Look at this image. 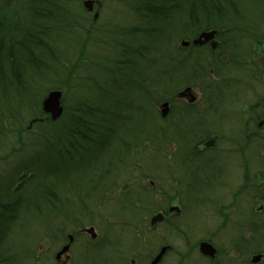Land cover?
I'll return each mask as SVG.
<instances>
[{"label": "rangeland", "instance_id": "374dc122", "mask_svg": "<svg viewBox=\"0 0 264 264\" xmlns=\"http://www.w3.org/2000/svg\"><path fill=\"white\" fill-rule=\"evenodd\" d=\"M98 2L96 22H92L89 14L77 20V29L69 38L76 46L67 55L58 56V73L36 84L41 99L47 92L43 93L44 89L62 90L65 113L72 110L77 95L74 82L78 79L85 78L86 85L90 77L109 86L105 77L114 69L111 62L118 59L116 54L123 50L119 44L122 35L128 36L130 57L148 59L150 54L143 51L152 50L151 63L156 60L153 43L141 41L138 31L131 29L134 15L123 9L126 7L123 0ZM248 7L251 16L242 14L239 23L246 30H234L224 40L228 43L223 47L225 53H211L208 45L193 48L192 58L198 55L204 64L217 60L213 68L205 64L201 77L210 74L211 68L210 77L198 81L187 79L189 75L184 77L182 73L176 77L171 74L166 81L164 74L161 78L165 80L160 84L154 81L143 88L127 85L130 117L124 113V123H120L116 132L119 142L101 153L95 162L79 149L67 153L73 158L64 157V163L60 164L57 158L46 174L45 155L53 152L35 145L34 135L54 128L37 124L27 128L30 116H39L41 104L38 110L30 102L29 109H22L27 113H18L16 120L4 118L0 125V190L6 191V186L15 181L18 185L21 176L27 179L33 172L34 175L24 182L23 204L16 220L10 223L9 240L5 238L0 252L17 253L20 247L24 255L22 264H50L57 238L61 236L59 231L72 233L81 225L95 228L98 243L105 237L104 244L124 249L130 239L149 236L150 217L169 203L178 205L185 220L188 219L185 225L191 227L190 237L213 239L218 249L217 260H223V264L242 261L249 264L256 246L263 245V239L258 234L254 236L249 228L257 225L264 230V5ZM172 41L174 46L168 56H176L174 53L180 51L176 50L180 41ZM180 53L185 55L187 51L182 49ZM146 66L144 63L140 67ZM190 66L192 70V63ZM150 70L157 74V66ZM182 70H188V63ZM189 86L197 97L196 105L174 104L169 115L161 119L159 106L163 100L174 98ZM181 113L185 114L181 117ZM207 134L217 139L214 152L204 155L209 159L199 157L184 168L172 166L174 159L178 161V157L188 155L191 141L202 140ZM79 155L87 160H81ZM173 168L182 174L181 197L189 194L185 203L180 199L177 176L172 177L169 171ZM45 184L52 187L53 194L43 195ZM118 197L121 200L117 201ZM34 204L39 206L38 212L30 208ZM109 221L118 224H105ZM122 221L132 224H121ZM171 224H181V216ZM238 241L247 243L250 250L236 253L232 246ZM112 245L85 250L87 264H103L106 260L109 264L114 259L109 248ZM186 255L188 264H204L191 250ZM14 261L6 264H18V260Z\"/></svg>", "mask_w": 264, "mask_h": 264}, {"label": "trees", "instance_id": "16d2710c", "mask_svg": "<svg viewBox=\"0 0 264 264\" xmlns=\"http://www.w3.org/2000/svg\"><path fill=\"white\" fill-rule=\"evenodd\" d=\"M123 2L126 5L130 4L132 12L145 22L144 33L151 36L152 45L155 42L156 60L147 63L148 66L144 68L132 66L133 57L128 55L130 52L128 50L130 48L129 39L128 36L122 35L119 44L123 50L118 53L119 55L117 54L118 59L115 58L116 60L111 62L114 69L111 68L112 72L107 73L105 77L108 80V87L90 77L86 85L85 78L74 82L77 95L72 110L64 113L62 118L56 122L45 119L37 123L43 127L54 128L51 131L45 130L34 135L37 137L35 145L39 144L48 153L53 152L51 155H45L46 174L52 166H55L54 161L57 158L61 160L60 164L64 163V157L73 158L67 153H73L79 149L84 153L91 150L97 151L101 150L99 147L102 146L111 150L114 143L119 142L116 137L117 128L120 123H124L122 119V116H125L124 113L129 115L130 110L127 101L131 99L127 97L129 92L127 85L129 81L136 83L137 76H146L150 67L157 66L158 68L167 60L168 43L160 39L168 36L169 32H181L174 38L179 40L182 37L192 38L200 31L216 29L221 40L219 51L225 53L226 50H223V47L228 43L224 40L227 37L229 39L234 30H246L241 29L239 23L242 14L251 16L248 6L264 5V0H123ZM82 15H88V13L80 0H0L1 126L4 118L16 120L18 113H27L22 109L26 107L29 109L32 101L35 107L39 108L41 91L36 84L39 80H48L52 74L58 73V56L63 57L75 48L74 40L71 43L69 38L77 29V20ZM52 47H57L58 50L52 53L49 50ZM45 51L49 54L45 55ZM180 52L181 50L176 51L174 53L176 56L171 57V60L183 58L188 63V70L184 75H189L188 78L193 79L194 76L201 77L205 74H198L193 69L191 70L190 64L193 58L188 57V52L185 55H181ZM127 61L130 63V68L123 67ZM211 63L213 64L212 61ZM143 70L145 71L141 73ZM156 73L154 81L160 84L161 80L165 79L161 78L162 75L158 71ZM179 74L182 73L173 75L176 77ZM149 85L147 82L143 84L145 87ZM46 91L48 89H44L43 93ZM119 111L123 112L116 113ZM41 114V111H39V116L32 114L30 119L41 117ZM55 128H58V131ZM86 145H92L93 148H86ZM33 175L26 180H31ZM20 180H25L24 176L20 177L18 185L15 179L14 184L7 185L4 192L8 193L9 197L6 200L0 199V205L3 206L4 203L7 205L4 206L5 213L14 212V215L6 214L7 221L10 223L16 220L15 213L23 204L21 197L23 184ZM42 189L44 190L43 195L53 194V189L48 184H45ZM7 225L0 224V232L4 234L0 237L1 242L6 236L9 237L11 227L6 229ZM256 226L253 225V235L258 234L263 239V245L256 246L254 253H263L264 230ZM4 254L0 252V257L5 258L7 255ZM1 261L0 264H2Z\"/></svg>", "mask_w": 264, "mask_h": 264}, {"label": "flooded vegetation", "instance_id": "af4514ba", "mask_svg": "<svg viewBox=\"0 0 264 264\" xmlns=\"http://www.w3.org/2000/svg\"><path fill=\"white\" fill-rule=\"evenodd\" d=\"M207 45L209 46V44ZM182 90H180L177 94H175L174 98L172 96L164 100L168 102L167 116L171 112L174 104L196 105L197 98H195L193 101H190L189 100L190 98H187L188 94L183 93ZM184 114L185 113H181V117ZM202 130L197 132H203ZM216 143H217L216 137L210 136L208 134L202 140L191 141L189 144L190 149L188 155L182 156V158L178 157V161H176L177 159H174L172 166L175 165L176 168L178 167V165H180L182 168H184V166L187 163H192L194 159L197 160L199 157H205L209 159L210 157H206L204 155L205 153H213L216 148L214 146ZM169 171L171 172L172 177L177 176L176 179L179 182V187H180V199L185 203L186 202L185 199L188 198L189 194L181 197L182 174L175 172L174 168L173 170H169ZM196 171L198 170L196 169ZM216 173H218V171ZM161 175L165 178L169 177L168 175L165 174H161ZM191 176L193 177V175ZM185 177H188L187 174L185 175ZM232 195H235V192L232 193ZM119 200H121V198L118 197L117 201ZM168 204L169 203L164 204L163 207H160L159 209L155 210L154 214H152V216L150 217L149 236L143 238L137 236L136 238L130 239L127 248L124 249L121 246H114L111 243L104 244L103 242L105 240V237L102 238L101 239L102 242L99 243L98 241L100 240V238H98V235L95 238H92L91 236L87 237L88 232H86V228L88 227L82 225L75 232L67 233V234L66 232H63L62 236H59L57 238V244L54 248V252L51 254L53 258V263L50 264H87L88 257L85 256L87 254L85 250L86 251L89 249L92 250V248L94 247L97 248L100 245L103 246L105 245V249L106 246L112 245V247L109 248L111 250V254L114 257V259L111 260L109 264H188L186 254L188 253L189 250H191V253H194L196 256L201 258L204 261V264L207 260L212 261V263L214 264H216V262L217 264H223V260L221 259L217 260V256H219L218 249L213 239L190 237L189 231H191L190 230L191 227L189 226L187 227V225H185L188 219L185 220L183 213L181 212L182 211L181 208L178 205H173V204L168 205ZM170 212H174L173 215H170ZM155 216L156 217L158 216V219H155L153 221L152 218ZM178 216L179 217L181 216V224H171ZM114 221H109L107 223L105 222V224H118L117 222ZM121 224H132V222L122 221ZM157 233L159 234V236L157 235ZM69 235H71L72 238H70ZM188 236L192 239L188 240ZM82 240H84L85 243H81ZM105 242H110V240ZM203 242L211 245L212 249L214 250L212 254L204 253L201 250V244ZM176 244H178L179 247H176L175 246ZM66 245H68L67 249H65V251H62ZM240 246L241 247L238 248L237 242H235L232 248L235 250L236 253H238V251L247 252L250 250V248L247 247V245L245 246L240 245ZM127 252L129 253L126 254ZM46 261L48 260L46 259ZM107 261L108 260L104 261L103 264H106ZM248 262L249 264H252L250 262V258ZM243 263L244 262L242 261L239 264H243ZM89 264H94V263H89Z\"/></svg>", "mask_w": 264, "mask_h": 264}, {"label": "bare ground", "instance_id": "6f19581e", "mask_svg": "<svg viewBox=\"0 0 264 264\" xmlns=\"http://www.w3.org/2000/svg\"><path fill=\"white\" fill-rule=\"evenodd\" d=\"M100 3V2H99ZM126 7H123V9L124 10H126V12H128V13H130V14H133L134 15V18H133V20H132V26H131V29H134L135 27L137 28L136 30L138 31V34H139V36H140V39H141V41L143 40V42H144V40H145V42H150L151 41V36L150 35H146L145 33H144V29H145V22L142 20V18L141 17H139V16H136L133 12H132V10L130 9V4H124ZM98 17H99V13H98ZM98 19H96L94 22H96ZM251 25V24H250ZM180 30H183V29H180ZM215 30L216 29H210V30H206L207 32H211V31H214L215 32ZM205 31V30H204ZM204 31H200L199 33H197L195 36H194V38H193V40L194 39H196L197 37H198V35L201 33V32H204ZM179 34H181V32H179V31H172V32H169L168 33V36L166 35V37L165 38H163V39H160V41L161 40H163L164 42H167L168 43V47H167V53L169 54V55H171L170 54V52H172V50L170 49L171 47H172V45L174 46V43H173V39L174 38H176L177 37V35H179ZM215 34L216 35H218V32L216 31L215 32ZM192 38H184V37H182V39H179V40H176V41H180L179 42V45H180V47H178V48H176V50H182V49H185V51H187L188 52V57L191 59L192 57H191V53H192V50H193V48L192 47H186V48H184V45H182V43L183 42H191V39ZM153 39H155V37L153 36ZM214 41H216V38H215V40ZM192 43H193V41H192ZM194 44V43H193ZM149 45H151V44H149ZM149 45H147V47L149 46ZM197 48H202V47H205L206 45H207V42H204V43H202V44H200V43H196V44H194ZM153 47H156L155 46V42H154V45H153ZM49 50H51L52 51V53H54L55 51H57L58 50V48L57 47H52L51 49H49ZM144 52V54L146 55V54H150L149 56H148V59H145V58H142V57H135V58H132L131 59V61H132V66H135V67H140L141 66V64H147V63H149V62H151V52H152V50H144L143 51ZM49 53H48V51H45V55H48ZM118 55L116 54V57H117ZM124 57V56H123ZM171 57H173V56H168V58H167V60L165 61V64L164 63H162L161 65H162V67L161 68H157V70H158V72L161 74V75H166V79H168L169 77V75H171V74H178V73H183V75H184V73H185V70L183 71L182 70V68L184 67V65H186L187 63H186V61L183 59V58H175V59H173V60H171ZM215 61L217 62V60H214L213 61V64L209 61H207V63H206V61H205V64H209L208 66H212L211 68H213V67H215V65H217V64H214L215 63ZM167 64H170V65H168V66H166ZM205 64L203 63V61L201 60V59H199L198 58V55L197 56H195V57H193V59H192V68H193V70H194V72H196V73H198V74H202L203 73V70H204V67H206L205 66ZM204 65V66H203ZM123 67L125 68V67H128V68H130V63L127 61V64L126 65H123ZM176 67H178L179 69H181V71L182 72H180V70L179 69H176ZM211 68H209V72H210V74H207L205 77H196V78H194L193 77V79H196V80H198V81H202V80H204L205 78H207V77H210L211 76V73H213V71L212 70H210ZM179 75H181V74H179ZM155 75L154 74H152V71L150 70L149 71V73L148 74H146V76H137L136 77V83H135V81H134V83L132 82V81H129V83L130 84H135L136 86H138V87H144L143 86V84L145 83L146 84V82L147 83H149L150 85H152V83H151V81H154V80H156L155 79ZM185 77H187L186 76V74H185ZM187 79H189L188 77H187ZM98 82H100V81H98ZM146 86V85H145ZM187 88H189L190 90H189V92L187 93L188 94V96H187V98H190L191 96H193L194 97V99L195 98H197L196 97V95L193 93V90H192V87H185L183 90H182V92L185 90V89H187ZM129 98H130V96H129ZM193 99V100H194ZM123 111H119V112H116V113H118V114H121ZM42 114V116L41 117H38L37 118V120H38V123H41V122H43L45 119H47V118H49V115L48 114H46V113H44L43 111L41 112ZM118 117V116H117ZM161 119H163V118H161ZM173 123H174V121H173ZM168 126H170V125H168ZM86 148H90V149H92L93 148V146L92 145H86L85 146ZM101 150H97V151H93V150H91V151H86L85 153L83 152V155L85 156V157H87V158H89L90 159V161H92V162H95L96 161V159H98L100 156H101V153H104L107 149L106 148H104V146H102V147H99ZM83 155H79L78 156V158H80L81 160H87V158H85V157H83ZM91 162V163H92ZM14 177H15V174H14ZM9 197V194L8 193H6V192H4L2 189L0 190V199H7ZM6 205V203H4L3 204V206L2 205H0V224H8L7 226H6V229H8L7 227H9V226H11L10 225V221H7V216H6V214H9V215H14L13 213L14 212H6L5 213V208H4V206ZM7 206V205H6ZM5 206V207H6ZM19 206V205H18ZM30 207H33V210L32 211H36V212H38L39 211V209H38V207L39 206H37V205H31ZM17 212H19L18 210H17ZM17 212L15 213V214H17ZM19 214V213H18ZM1 235H4L3 233H2V231L0 232V237H1ZM6 238V240H9V237L8 236H6L5 237ZM5 238L3 239V241L5 240ZM3 241L1 242L0 241V250L3 248ZM64 250V249H63ZM62 250V251H63ZM61 251V252H62ZM65 251V250H64ZM22 252V249L19 247V249H18V252L16 253V251H13V250H11V251H9L8 252V257L7 256H5V258H3V257H0V261H1V263L2 264H6V263H8V262H10V261H13V262H15L14 260H18V264H22V260H23V257H24V255H22L23 254V252Z\"/></svg>", "mask_w": 264, "mask_h": 264}, {"label": "water", "instance_id": "95a60500", "mask_svg": "<svg viewBox=\"0 0 264 264\" xmlns=\"http://www.w3.org/2000/svg\"><path fill=\"white\" fill-rule=\"evenodd\" d=\"M93 3L94 1L93 0H83V6L88 10V11H91L93 9ZM98 17V12H94L93 14V18L94 19H97ZM215 32L214 31H211V32H207V31H204V32H201L198 37L196 39L193 40V43L196 44V43H204V42H207L209 40H211L214 36ZM189 42H183L182 45L186 46L188 45ZM211 46L212 47H215L216 46V43L215 42H212L211 43ZM189 88L185 89L183 91V93H188L189 92ZM194 97L191 96L190 97V101H193ZM61 100H62V92L60 90H57V89H53V90H50L42 99V102H41V109L44 113L48 114L50 119L52 121H55L57 120L63 113V106L61 104ZM168 113V104L167 103H164L162 104L161 106V115L164 117L166 116ZM37 119H34L33 122H36ZM31 125V124H30ZM161 217V215H160ZM153 221L155 219H158V216L156 217H153L152 218ZM87 232L90 233L91 237L92 238H95L96 237V234L93 230V228H89L87 229ZM70 238L71 235H69ZM69 245V243H68ZM68 245H66L64 247V250L67 249ZM63 250V251H64ZM201 250L204 252V253H209V254H212L214 252V250L212 249L211 245L203 242L201 244ZM262 259V255L261 254H256V255H253L252 258H251V262L252 263H258L260 260Z\"/></svg>", "mask_w": 264, "mask_h": 264}]
</instances>
